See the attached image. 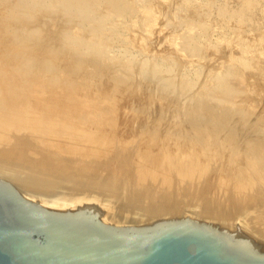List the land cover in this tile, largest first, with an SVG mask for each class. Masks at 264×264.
Returning a JSON list of instances; mask_svg holds the SVG:
<instances>
[{"label":"rangeland","instance_id":"rangeland-1","mask_svg":"<svg viewBox=\"0 0 264 264\" xmlns=\"http://www.w3.org/2000/svg\"><path fill=\"white\" fill-rule=\"evenodd\" d=\"M55 1L0 0V117L8 118L0 121L19 126L32 121L27 130L30 125L34 132L53 125L49 133L48 127L40 131L46 130L48 141L38 130L41 143L55 144L38 154L52 158L61 170L72 161L84 162L85 168L93 170L104 163L115 167L117 161L120 169L118 156L127 152L135 173L160 172L165 179L198 173L206 177L203 185L210 180L213 184L216 171L233 175L228 162L237 155L249 163L253 160L264 171V0H77L71 3L75 8L67 7L65 0H59L64 8ZM79 2L85 4L83 14H78ZM27 117L30 122H23ZM102 142L110 148L104 149L109 144ZM100 149L106 152L89 155ZM0 168L9 174L12 169ZM16 168V176L33 185L28 175L32 172ZM57 181L115 194V199L97 200L107 212L119 203V209H130L143 219L173 211L180 216L200 215L218 220L236 236L244 234L264 244V208L254 215L241 210L223 216L216 203L228 202L214 194L215 186L209 192L215 197L213 212L204 216L201 199L190 197L170 205L157 203L160 209L153 213L146 208L150 201L129 193L132 183L127 179L110 190L100 183ZM153 184L167 191V186ZM172 187L168 189L177 188ZM153 196L161 195L153 192ZM250 218L254 225L260 223L259 232L252 229Z\"/></svg>","mask_w":264,"mask_h":264},{"label":"water","instance_id":"water-1","mask_svg":"<svg viewBox=\"0 0 264 264\" xmlns=\"http://www.w3.org/2000/svg\"><path fill=\"white\" fill-rule=\"evenodd\" d=\"M17 173L0 168V264H264V244L216 219H143L119 203L107 212L98 201L113 193L60 182L30 188Z\"/></svg>","mask_w":264,"mask_h":264},{"label":"bare ground","instance_id":"bare-ground-1","mask_svg":"<svg viewBox=\"0 0 264 264\" xmlns=\"http://www.w3.org/2000/svg\"><path fill=\"white\" fill-rule=\"evenodd\" d=\"M35 1V0H34ZM43 0H41L42 2ZM52 3H53V0H51ZM55 1V0H54ZM58 2L57 5L60 4L59 0H56ZM55 1V2H56ZM73 1V2H72ZM78 2L77 0H65V2L68 4V6H70L69 4L71 3H75ZM84 1V0H83ZM88 1V0H87ZM111 2H113V0H110ZM138 1V0H137ZM38 2V1H36ZM54 2V3H55ZM89 2V1H88ZM96 2V0H95ZM98 2V1H97ZM101 2H104L103 0ZM108 2V1H107ZM25 3V2H24ZM43 3V2H42ZM48 2H45V4H47ZM52 3H49V4H52ZM62 3V2H61ZM87 3V2H86ZM118 3V2H117ZM116 3V4H117ZM132 3V2H131ZM149 3V2H148ZM224 3V2H223ZM242 3H245L242 2ZM63 4V3H62ZM61 4V5H62ZM65 4V3H64ZM77 4V3H76ZM136 4V3H135ZM23 5V3H22ZM27 5H29V3H25V6L27 7ZM55 5V4H54ZM59 5V6H61ZM85 5L84 2L80 3L79 2V5L77 6V11L78 14H83L81 13L82 10H84L83 6ZM110 5V4H109ZM114 4H112V7H113ZM241 5V3H240ZM24 6V5H23ZM30 6V5H29ZM51 6V5H50ZM71 6H73V4H71ZM111 6V5H110ZM115 6V5H114ZM138 6V5H137ZM55 7V6H53ZM63 7V5H62ZM67 7H66V10H67ZM74 7V6H73ZM76 7V5H75ZM74 7V8H75ZM81 9H80V8ZM95 7V6H93ZM116 7V6H115ZM119 7V6H118ZM117 7V8H118ZM125 7V5H124ZM128 7V6H127ZM134 7V6H133ZM136 7V6H135ZM64 8V7H63ZM73 8V9H74ZM119 8H122V7H119ZM118 8V9H119ZM148 8V7H147ZM146 8V10H147ZM26 9V8H25ZM110 9V8H109ZM124 9V8H123ZM239 9V8H238ZM248 9V8H247ZM63 10V9H62ZM65 10V9H64ZM63 10V11H64ZM69 10H71V8H69ZM76 10V9H74ZM93 10V9H92ZM131 10V9H130ZM151 10L150 8L148 9V11ZM68 11V10H67ZM66 13H69V11ZM76 11V12H77ZM123 11V10H122ZM240 11V10H239ZM241 12V11H240ZM72 12H70L71 14ZM85 13V12H84ZM92 13V12H91ZM115 13V12H114ZM143 13H144V10H143ZM148 13V12H146ZM74 14V13H73ZM93 14L95 13H92V15L88 14L87 13V16H93ZM111 15V13H109ZM108 14V16H109ZM119 14V13H118ZM72 15V14H71ZM77 15V14H75ZM97 15V14H96ZM95 15V16H96ZM147 15V14H146ZM153 15V14H151ZM85 16V18L87 17ZM104 16V15H103ZM106 15V18L108 17ZM118 16V15H116ZM100 17V16H99ZM149 17V16H148ZM152 17V16H151ZM94 18V16L92 17ZM105 18V19H106ZM110 18V16H109ZM95 19V18H94ZM104 19V18H103ZM139 19V18H138ZM147 20H149L148 18H146ZM87 21V19H85ZM118 20V19H117ZM141 20V19H140ZM152 20H153V17H152ZM89 21V20H88ZM109 21V20H108ZM107 21V22H108ZM125 21V20H124ZM131 21V20H130ZM135 22V20H132ZM151 21V20H150ZM92 22V21H91ZM94 23H96L95 26H97V22L93 21ZM110 22V21H109ZM108 22V23H109ZM128 22V21H126ZM141 22V21H140ZM102 23V22H101ZM130 23V22H128ZM133 23V22H132ZM142 23V22H141ZM90 24V21L89 23ZM93 23H91V29H92V25ZM100 24V23H99ZM106 24V22H105ZM103 24V25H105ZM148 24V23H147ZM101 25V24H100ZM107 25V24H106ZM130 25V24H129ZM143 25V24H142ZM149 25V24H148ZM200 25V24H199ZM90 26V25H89ZM94 26V27H95ZM99 26V25H98ZM97 26V27H98ZM146 26V25H145ZM144 26V27H145ZM191 26V25H190ZM205 28L204 25H201ZM93 27V28H94ZM105 27V26H104ZM113 27V25H112ZM125 27V26H124ZM127 27V26H126ZM135 27V26H134ZM147 27V26H146ZM200 27V26H197V28ZM141 28V26H140ZM201 28V27H200ZM121 29V28H120ZM190 29V28H189ZM206 29V28H205ZM95 30V29H94ZM104 30V29H103ZM102 30V31H103ZM188 30V29H187ZM96 31V30H95ZM101 31V32H102ZM105 31V30H104ZM109 31V30H108ZM111 31V30H110ZM109 31V33H110ZM115 31V30H114ZM117 31V30H116ZM115 31V32H116ZM134 31V30H132ZM139 31V30H138ZM107 32V31H106ZM119 32V31H118ZM116 32V33H118ZM184 32V30H183ZM182 32V33H183ZM191 32H192V29H191ZM190 32V33H191ZM195 32V31H194ZM198 32V31H197ZM121 33V31H120ZM193 33V32H192ZM201 33V32H200ZM186 34V33H185ZM184 34V35H185ZM88 35V34H87ZM197 35V33H196ZM199 35V34H198ZM124 36V35H123ZM194 36V35H193ZM66 37V36H64ZM63 37V39H64ZM123 38V37H122ZM179 38V37H178ZM202 38V37H201ZM67 39V38H65ZM125 39V38H124ZM144 38H142L143 40ZM188 39V38H186ZM185 40V43L187 44L188 40ZM192 39V38H191ZM197 39V38H196ZM149 40V39H148ZM179 40V39H178ZM193 40V39H192ZM191 40V41H192ZM125 41V40H124ZM145 41V40H144ZM187 41V42H186ZM195 41V40H194ZM261 41V39H260ZM264 41V40H263ZM262 41V42H263ZM123 42V41H122ZM128 42V41H127ZM143 41H141V44H142ZM147 42V41H146ZM180 43V42H178ZM190 43V42H189ZM146 44V43H145ZM127 45V44H126ZM183 45V43H182ZM147 46V45H146ZM98 47V46H97ZM132 47V46H131ZM183 47H185V45H183ZM186 47L188 48V45H186ZM112 48V47H111ZM143 49V47H141ZM156 48V47H155ZM193 48V47H192ZM100 49V48H99ZM107 49V47H106ZM113 49V48H112ZM149 49V48H148ZM186 49V48H185ZM190 49V48H189ZM189 49H187L189 51ZM154 50V49H153ZM156 50V49H155ZM160 50V49H159ZM105 51V50H104ZM109 51V50H108ZM150 50H148V53H149ZM165 51V50H164ZM172 51V49H171ZM187 51V52H188ZM190 51H193L190 49ZM110 52V51H109ZM115 52V51H114ZM117 52V51H116ZM152 52V51H151ZM169 52V51H168ZM174 52V51H173ZM132 53V52H131ZM147 53V55H148ZM171 53V52H170ZM153 54V52H152ZM157 54V52H156ZM135 55V54H134ZM153 56V55H152ZM155 56V55H154ZM157 56V55H156ZM136 57V56H135ZM143 57V56H142ZM145 57V56H144ZM138 58H139V55H138ZM141 59V58H140ZM190 63V62H189ZM160 64V63H159ZM185 64V63H184ZM191 64V63H190ZM177 65V64H176ZM180 65V64H179ZM173 66V65H172ZM214 66V65H213ZM204 67V66H202ZM201 67V68H202ZM217 70V68H214ZM194 70V69H192ZM204 71V70H203ZM215 71V70H214ZM213 71V74H215ZM222 71V70H221ZM205 72V71H204ZM210 72H212L210 70ZM219 73V72H218ZM221 73V72H220ZM3 86V84H2ZM7 87V86H6ZM1 88V87H0ZM4 89V88H3ZM8 90V89H7ZM94 96V95H93ZM98 96V95H97ZM41 99V98H40ZM58 102V101H57ZM56 102V103H57ZM90 102V101H89ZM40 103V102H39ZM55 103V104H56ZM42 104V102H41ZM52 104V103H51ZM58 105H62L61 102H58ZM51 106V105H50ZM44 108V107H43ZM42 108V109H43ZM46 113V112H45ZM49 113V112H48ZM60 114V113H59ZM27 116V115H26ZM24 116V117H26ZM49 116V115H48ZM42 117V115H41ZM40 117V118H41ZM1 119L0 120H4V118L1 116L0 117ZM29 117L26 118V120L28 121H25V119L22 120L21 118V121L23 122H30ZM45 118V117H44ZM57 118V116H56ZM62 118V117H61ZM10 119V118H9ZM53 119V118H51ZM5 120L8 121V118H5ZM33 120V119H32ZM42 120V119H41ZM40 120V121H41ZM47 120V119H46ZM56 120V119H55ZM11 121V120H10ZM34 121V120H33ZM54 121V120H53ZM3 121H0V123H2ZM6 122V121H5ZM4 124H0V166H10L12 168H15V167H18L19 170H23L26 171L28 170V172H32V174H29L31 178V180H29L30 183H33V185H37L38 187H44V186H52L54 185L56 182H59L57 180H60V179H68V180H71V181H76V182H80L79 184L83 183L84 185H95V184H99L100 185H103L104 187H106L107 189H112L117 183L119 184L120 183H123V180L127 179L128 181V184H131L132 183V186L130 188V191L129 193L135 197H137L138 200L140 201H144V200H148L150 201L149 204H147V209H149L151 212L155 213L157 212V210H159L160 208H158V204L157 203H162V202H166L169 204V202H173L176 201L177 203V200H183L184 198L187 199L188 197H190L189 199H194V201H200L201 199V202L200 203V214L201 215H204V216H208L207 213H212V209L214 208L215 206V203H213V197L211 194H209L210 192V189L213 188L215 186V189H214V194H218L223 200L227 201V205L226 204H221V201H220V204L219 203H216L219 205V213L223 216L227 215V214H232V213H235V212H238V211H241V210H245L246 212H249L253 214V212H258V210L264 208V171L261 169V168H258L256 167L255 165V162L253 160H251V162H247L243 159H239L241 158V155H237L236 159L233 161L230 160V162H228V164L230 163V166L232 167V171H233V175L230 174V173H225V174H222L221 172L220 173H217L216 171V179L215 181L211 182V180L204 184V179L206 178L205 176L204 177H200V175L198 173L194 174V175H186V178H181L179 179L178 177H176L175 175L173 177H170L169 179H165V177L162 175L163 173H154V174H150V173H135L130 167H129V162H130V157L128 156V153L126 152V155L123 153V155H119L118 156V159H119V163L118 164H121L120 166V169L123 170L121 171L120 169H118L119 165H117V162H116V166L115 167H112L107 165L108 163H104L102 164L103 166L101 168H97V169H93V170H88L87 168H85V165H83L84 162H80L78 163L77 161H72L70 166H68L67 168L64 169V167L62 169L64 170H61L60 168L62 166L58 165V167L56 166V162H52V158H49L47 156H43L42 154H38V151L41 150V148H46V150L50 151V149L55 145L54 142H50L51 144H54L53 146L49 145L48 147V144H50L48 142H45V144L47 145H44L43 143H41L42 141H39L40 139L42 140L44 135L43 133H46V130L45 132H40L42 130V128H46L44 126H42L41 130H39V135H43V137L39 138V135H38V130H36L37 132H34V130H30V125H33L30 123L29 125V130L28 129V124L26 126L21 125H15L14 123L10 124L11 122H9L8 124L5 123ZM37 122V121H36ZM47 122V121H46ZM50 122V121H49ZM34 123V122H33ZM38 123V122H37ZM59 122L56 123V125L58 124ZM21 124V123H20ZM35 124V123H34ZM97 124V123H96ZM39 125V124H38ZM61 125V124H60ZM98 125V124H97ZM41 126V125H40ZM53 126V125H51ZM51 126H50V129H51ZM33 127V126H32ZM39 127V126H38ZM54 127H55V124H54ZM34 128V127H33ZM32 128V129H33ZM35 128H37V126H35ZM57 128H59V126H57ZM57 128H54L55 131H57ZM49 129V127H48ZM50 129L48 131V133L50 132ZM60 129V128H59ZM52 131V129H51ZM54 131V130H53ZM32 133V134H28V133ZM23 133H25L24 135H22ZM28 135H27V134ZM47 134V133H46ZM53 134V133H52ZM50 135L51 138L52 136L54 135ZM98 137V136H97ZM96 137V138H97ZM47 138L46 140L48 141V136L44 137V139ZM103 138V137H102ZM101 138V139H102ZM50 140V139H49ZM54 140V138H53ZM57 140V139H56ZM45 141V140H44ZM52 141V140H50ZM40 142V143H39ZM100 142V141H99ZM103 144H109L108 142H102ZM43 144V145H42ZM43 147H42V146ZM110 145H107L104 149L106 148H110ZM124 145V144H123ZM57 144H56V148H57ZM68 146V145H67ZM51 147V148H50ZM61 147V146H60ZM55 148V147H54ZM59 148V146H58ZM62 148V147H61ZM71 148V147H70ZM127 148V146H126ZM125 148V149H126ZM69 149V148H68ZM123 149V148H122ZM58 150V153L61 154V156L63 155L59 149ZM57 150L54 149V152ZM53 151V150H51ZM108 151V150H107ZM72 152V151H71ZM79 152V151H78ZM106 152V150H103V149H100L99 151L96 150V151H93L92 154H89L90 156H99L100 154ZM66 153H68V151H66ZM77 153V152H75ZM80 153V152H79ZM95 153V154H94ZM111 153V152H110ZM121 153V152H120ZM69 154V153H68ZM67 154V155H68ZM71 154V153H70ZM122 154V153H121ZM66 155V157H67ZM109 155V154H108ZM65 156V155H64ZM70 157L72 156L69 155ZM68 156V157H69ZM117 156V155H116ZM60 157V156H59ZM77 157V156H75ZM108 157H111V156H108ZM56 158V157H55ZM91 157H88L86 159H89ZM52 159V160H51ZM76 159V158H74ZM106 159V158H105ZM109 159V158H108ZM123 161H122V160ZM128 159H129V162H128ZM92 160V162L96 161L97 159L95 158H92L90 159ZM133 161V160H132ZM227 161V160H226ZM229 161V160H228ZM64 162V160H63ZM219 162V161H218ZM259 162V161H258ZM80 164V165H79ZM94 164V163H93ZM259 164V163H258ZM12 165V166H11ZM210 165V164H209ZM262 165V164H261ZM15 166V167H13ZM101 166V164H100ZM118 166V167H117ZM263 166V165H262ZM261 166V167H262ZM60 167V168H59ZM210 168V167H209ZM17 169V168H16ZM121 172H120V171ZM210 170V169H209ZM37 173V174H36ZM174 173V172H173ZM36 174V175H35ZM193 174V173H192ZM212 174V173H211ZM177 175V174H176ZM117 177V179H116ZM211 177V176H210ZM120 178V180H119ZM122 178V179H121ZM203 178V180H202ZM116 179V180H115ZM119 180V181H118ZM202 180V182H200ZM208 181V180H207ZM151 184L154 186L153 183H157V184H160V185H163L164 186H167L168 188L173 186V187H177V188H174L173 190L171 189H168L166 188L167 191H165V189H163L162 187H158V189L155 188V186L152 188L151 186H148V184ZM28 184V183H27ZM40 184V185H38ZM117 184V185H118ZM147 184V185H145ZM30 185V184H29ZM33 185H30V188L31 186ZM171 185V186H170ZM203 185V186H202ZM200 186H202V188L200 189ZM37 187V188H38ZM172 187V188H173ZM153 192H157L159 195V198H154L153 196ZM198 197V198H195ZM181 197L183 199H181ZM212 197V198H211ZM218 197V196H217ZM215 198V197H214ZM188 199V200H189ZM186 200V201H188ZM153 202H156L153 203ZM175 203V204H176ZM190 203V202H189ZM164 205V204H163ZM167 205V204H166ZM165 205V207H166ZM173 205V204H171ZM179 205V204H178ZM222 206V207H221ZM163 209V208H161ZM176 209V208H174ZM178 209V208H177ZM212 211V212H211ZM242 212V211H241ZM174 213V211H173ZM218 213V212H216ZM248 214V215H249ZM257 214V213H256ZM255 214V215H256ZM260 215L263 214V213H259ZM254 215V214H253ZM259 215V216H260ZM213 216V215H211ZM247 216V215H246ZM250 216V215H249ZM262 216V215H261ZM228 217V216H227ZM219 218V217H217ZM221 218V216H220ZM252 218V217H251ZM250 218V219H251ZM222 219V218H221ZM255 219H259L260 218H255ZM251 224H252V229H258L257 231L259 232V229L261 230V226H259L258 222H257V225H254L253 224V221L254 219H251ZM263 221V220H262ZM255 223V222H254ZM256 224V223H255ZM244 226V225H243ZM251 229V230H252ZM250 230V229H249ZM256 231V232H257ZM251 232V231H250ZM254 232V231H253ZM255 232V234H256ZM261 233L262 235L264 234V230H261ZM246 233V232H245ZM251 235H252V232H251ZM258 235V234H257ZM261 238V236H260ZM253 240V239H251ZM254 242V241H253Z\"/></svg>","mask_w":264,"mask_h":264}]
</instances>
